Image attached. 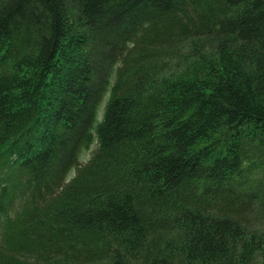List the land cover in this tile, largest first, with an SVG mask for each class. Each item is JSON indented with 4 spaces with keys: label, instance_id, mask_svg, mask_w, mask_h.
Wrapping results in <instances>:
<instances>
[{
    "label": "trees",
    "instance_id": "16d2710c",
    "mask_svg": "<svg viewBox=\"0 0 264 264\" xmlns=\"http://www.w3.org/2000/svg\"><path fill=\"white\" fill-rule=\"evenodd\" d=\"M0 264H264V0H0Z\"/></svg>",
    "mask_w": 264,
    "mask_h": 264
},
{
    "label": "rangeland",
    "instance_id": "374dc122",
    "mask_svg": "<svg viewBox=\"0 0 264 264\" xmlns=\"http://www.w3.org/2000/svg\"><path fill=\"white\" fill-rule=\"evenodd\" d=\"M106 100H107V95L104 97V99L102 100V102L98 106L95 124L101 120ZM95 148H96V141L91 145L89 150L83 151L79 154V156H78L79 162L83 163V162L87 161ZM73 174H74V169H71L67 175V178H70L71 176H73Z\"/></svg>",
    "mask_w": 264,
    "mask_h": 264
}]
</instances>
